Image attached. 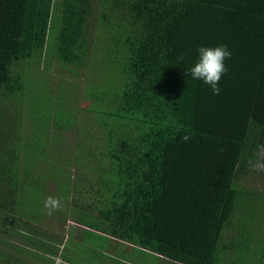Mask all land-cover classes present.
Masks as SVG:
<instances>
[{"label": "trees", "instance_id": "1", "mask_svg": "<svg viewBox=\"0 0 264 264\" xmlns=\"http://www.w3.org/2000/svg\"><path fill=\"white\" fill-rule=\"evenodd\" d=\"M259 145L264 0H0V264H264Z\"/></svg>", "mask_w": 264, "mask_h": 264}, {"label": "clouds", "instance_id": "2", "mask_svg": "<svg viewBox=\"0 0 264 264\" xmlns=\"http://www.w3.org/2000/svg\"><path fill=\"white\" fill-rule=\"evenodd\" d=\"M198 60L190 69L193 79L202 80L210 85L214 94L220 93L219 81L227 71L225 60L231 58V51L226 45L216 47H200L198 49ZM188 73H186L187 75ZM179 131L183 125H176ZM182 139L187 142L190 135H184ZM249 167L255 171L264 172V145H259L255 152V158L249 160Z\"/></svg>", "mask_w": 264, "mask_h": 264}, {"label": "rangeland", "instance_id": "3", "mask_svg": "<svg viewBox=\"0 0 264 264\" xmlns=\"http://www.w3.org/2000/svg\"><path fill=\"white\" fill-rule=\"evenodd\" d=\"M50 71H52V70H50ZM52 74L54 73V76H53V82H54V80L56 81V86H58V83H60V81H59V78L60 77H63V75H60V76H57V74L55 73V72H51ZM55 83V82H54ZM81 83H83V81H81ZM79 90H81V88H79ZM79 106L80 107H82V106H87V104H84L83 102H79ZM51 204H55V201H53V200H47V203L46 204H44V206L46 207H48L49 205H51ZM53 205H51L49 208H51ZM45 215L46 216H48V215H53V214H51V213H45ZM74 223V222H73ZM72 223V221L71 220H67L65 223H58V229L60 230H62V231H65L66 230V228H68L69 226H71V225H75L76 223H74L73 224ZM67 244H70V245H72L71 247L70 246H68L67 247V249H68V251L70 252V248H72L73 246H76L77 248L79 247H81V245H79L78 243H74V242H71V240L70 241H67ZM66 244V245H67ZM131 252H132V250L130 251V250H128V259L129 260H131L133 263H139L138 261H139V259H138V256L137 255H135V254H131ZM58 264H62V263H60V260L58 261Z\"/></svg>", "mask_w": 264, "mask_h": 264}]
</instances>
